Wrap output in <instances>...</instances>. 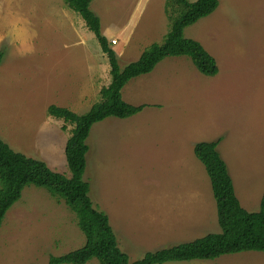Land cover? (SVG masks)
Returning a JSON list of instances; mask_svg holds the SVG:
<instances>
[{"label": "rangeland", "instance_id": "rangeland-1", "mask_svg": "<svg viewBox=\"0 0 264 264\" xmlns=\"http://www.w3.org/2000/svg\"><path fill=\"white\" fill-rule=\"evenodd\" d=\"M165 3L91 2L120 69L163 41L171 24ZM183 36L215 59L217 74H200L187 57L165 58L121 90L126 103L145 108L94 124L86 140L83 180L129 262L185 242L179 218L198 224L195 238L220 232L196 143L220 139L217 151L246 211H258L264 191V0H218ZM0 53V139L68 178L72 126L63 131L47 108L87 112L110 82L106 55L63 0H0ZM84 243L64 202L27 186L0 227V264H47ZM165 264H264V252Z\"/></svg>", "mask_w": 264, "mask_h": 264}, {"label": "trees", "instance_id": "trees-1", "mask_svg": "<svg viewBox=\"0 0 264 264\" xmlns=\"http://www.w3.org/2000/svg\"><path fill=\"white\" fill-rule=\"evenodd\" d=\"M93 0H63L77 13L85 28L97 40L106 55L110 82L99 91V100L83 113L55 105L47 108L48 116L63 122L62 130L72 126L64 148L70 176L52 171L44 162L13 151L0 139V227L9 209L19 201L27 186L45 189L64 202L77 219V227L85 237L78 249L60 256H51L47 264H86L96 259L98 264H165L191 260H214L223 255L247 251L264 252V191L257 212L246 211L238 201L227 166L217 151L220 139L198 142L193 154L203 165L209 178L216 205L219 233L207 234L191 242L146 253L129 262L117 246L105 213L95 209L89 197V184L83 180L91 127L107 118H130L145 105L133 106L122 99L121 90L131 79L151 73L165 58L187 57L196 70L213 77L218 72L215 59L192 39L183 36L184 30L212 14L218 0H166L165 11L170 13V29L161 43L147 47L140 57L120 69L116 53L101 33L98 16L90 10ZM3 54L0 53V62Z\"/></svg>", "mask_w": 264, "mask_h": 264}, {"label": "crops", "instance_id": "crops-1", "mask_svg": "<svg viewBox=\"0 0 264 264\" xmlns=\"http://www.w3.org/2000/svg\"><path fill=\"white\" fill-rule=\"evenodd\" d=\"M134 26L131 25V28H133ZM134 30V29H132ZM91 65L89 67V70H87V72H91ZM106 87V86H105ZM197 225L198 224H191V222H185L183 221L182 219L179 218V221L177 222V226H182L181 227V234H184L183 237H186L185 238V242H182V243H186V242H191L195 239H198V238H195V237H198V236H195V235H198L196 234L197 232L195 231V228H197ZM207 235V234H206ZM203 237V236H202ZM201 238V237H200ZM166 239V238H165ZM175 246V245H174ZM172 247V246H171ZM169 248V247H168ZM261 253V252H260ZM217 259V258H216ZM191 261H197V260H191ZM183 262H190V261H183ZM171 263V262H169Z\"/></svg>", "mask_w": 264, "mask_h": 264}]
</instances>
